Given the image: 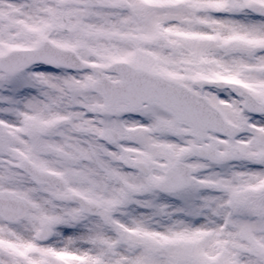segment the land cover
Instances as JSON below:
<instances>
[{"label": "snow or ice", "instance_id": "obj_1", "mask_svg": "<svg viewBox=\"0 0 264 264\" xmlns=\"http://www.w3.org/2000/svg\"><path fill=\"white\" fill-rule=\"evenodd\" d=\"M0 264H264V0H0Z\"/></svg>", "mask_w": 264, "mask_h": 264}]
</instances>
